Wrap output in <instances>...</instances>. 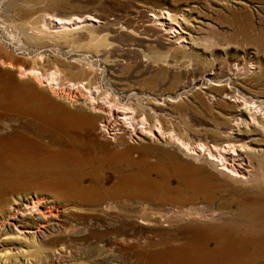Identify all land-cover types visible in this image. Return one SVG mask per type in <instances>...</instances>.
<instances>
[{
  "label": "rangeland",
  "instance_id": "rangeland-1",
  "mask_svg": "<svg viewBox=\"0 0 264 264\" xmlns=\"http://www.w3.org/2000/svg\"><path fill=\"white\" fill-rule=\"evenodd\" d=\"M3 8L0 40L26 68L31 61L26 56L42 54L47 69L59 66L78 79L79 71L72 66L91 61L95 79L104 91L125 103L140 105V114L142 107L146 108L149 122L159 120L166 131L175 130L193 143L224 144L228 136L261 142L258 128L236 125L243 118L244 103L236 89L249 99L264 100V51L257 47L264 32V0H5ZM162 10L178 14L181 23V15L188 19L182 25L186 47L153 22L152 15ZM45 13L61 18L97 17L102 23L95 24L94 31L100 38L106 36L107 42L98 46L94 41L87 47L91 41L88 32L77 33L75 42L51 37L39 42L29 38L31 30L29 36L13 32L16 39L12 40L1 28L2 20L38 26ZM78 59L82 62H75ZM225 88L230 95L223 94ZM74 89V98L83 102ZM21 92L25 98L42 103L50 100L68 111L80 108L26 78L21 79ZM98 118L87 145L107 162L102 173L104 188L115 185L123 164L130 159L133 174L138 175L134 179L140 185L146 177V189L168 190L172 196L176 219L174 228L165 231L170 238L176 230L182 236L196 232L199 240L210 239L211 249L227 244L242 252L243 264H264V190L253 186L264 182V164L261 167L260 161L254 160V172L248 180L231 179L203 157L186 156L163 140L143 137L142 141L137 136L140 133L132 134L118 123H102ZM5 120L9 125L3 130L14 125ZM30 120L21 111V140L31 136L27 131ZM243 167L250 168L248 161ZM4 181L0 183V264H78L83 258L91 260V244L83 240L85 222L71 212L72 205L51 192L38 191L45 195L39 208L31 210L32 194L27 190L31 187L17 179ZM195 182L212 198L201 196L192 186ZM185 184L191 186L188 200L179 195ZM164 206L155 208L170 211L171 206ZM214 209L221 216L214 217ZM202 211L203 219L196 214ZM190 213L194 215L188 216ZM140 231V227L135 231L137 238ZM205 232L209 237L203 235ZM63 244L71 248H63Z\"/></svg>",
  "mask_w": 264,
  "mask_h": 264
},
{
  "label": "bare ground",
  "instance_id": "bare-ground-1",
  "mask_svg": "<svg viewBox=\"0 0 264 264\" xmlns=\"http://www.w3.org/2000/svg\"><path fill=\"white\" fill-rule=\"evenodd\" d=\"M4 2L5 0H0V13L5 10ZM152 18L164 31L177 37L178 44L187 43L182 25L188 19L184 15H181L182 23L178 14L168 10L159 11ZM101 23L99 18L92 15H87L86 18L75 15L61 18L45 13L38 21V26L30 27L16 22L8 24L2 20L1 28L12 40L16 39L13 32L22 31L27 36V32L31 30L29 38L39 42L49 37L75 42L77 33L88 32L91 41L87 47L90 48L94 41L98 46L107 42L106 36L100 38L94 31L97 27L95 24ZM51 25L53 30H50ZM189 37L193 38L191 35ZM257 47L264 51V32ZM26 58L31 60L28 68L10 54L7 46L0 40V183L10 178L21 180V184L31 187L27 189L32 194L31 210L39 208L45 195L38 194V191L51 192L58 200L72 205L71 212L85 222L86 235L83 240L91 244L90 252L93 255L88 261L85 258L80 261L78 257V264H243L242 252L227 244L211 249L210 239L207 242L199 240L196 232L182 236L176 230L174 239L173 236L170 238L165 231L174 228L173 222L176 219L171 205L174 203L172 196L168 190L161 192L146 189V177L140 185L134 179L138 175L135 172L133 174L134 167L130 159L123 164L115 185L104 188L102 173L107 162L103 157L94 155L93 148L87 145V141L92 136L96 117L99 116L102 123H118L125 131L130 129L132 134L140 133L137 136L142 141L143 137L166 141L177 152L186 156L205 158L231 179L248 180L254 172V160H259L261 167L264 164V100L261 97L258 101L249 99L236 89L244 100L241 106L243 118L236 125L238 128L241 124L247 128H258L262 137L260 143L257 140H238L230 136L224 144L193 143L175 130L166 131L159 120L150 123L145 113L146 108L142 107L143 112L140 114V105L130 101L125 103L109 91H104L95 79L96 68L93 62L89 61L85 66L80 65L81 67L72 66L71 69H77L80 76L74 79L72 72L59 66L47 69L42 54H29ZM75 62L82 61L78 59ZM22 78L48 90L68 104H78L80 108L73 112L51 103L50 100L42 103L32 97L25 98L27 95L21 92ZM73 88L82 95L83 102L74 98ZM230 93L229 88L224 89L223 94ZM21 111L31 117L27 126L31 136L22 140ZM5 118L14 124L7 130H3L4 126L9 125L5 124ZM106 126L103 124L107 129ZM246 161L250 168L243 167ZM242 168L244 171H241ZM89 180L91 183L87 185ZM258 182L254 183V188L264 190V182ZM192 186L204 198H212L196 182ZM190 188V185L185 184V188L179 193L183 200L189 199ZM164 204L171 206L170 211L165 210L163 213V210L155 208L165 207ZM213 213L214 217L221 216L218 210L214 209ZM196 214L199 218L205 217L203 211ZM192 215L194 214L190 213L188 216ZM138 227L141 231L137 238L135 231ZM151 234L153 235L150 236ZM203 235L209 237L206 232ZM64 247L71 248L66 244H63ZM43 251L44 249L41 250ZM221 252L224 253L216 255ZM6 259L10 261L9 257Z\"/></svg>",
  "mask_w": 264,
  "mask_h": 264
}]
</instances>
